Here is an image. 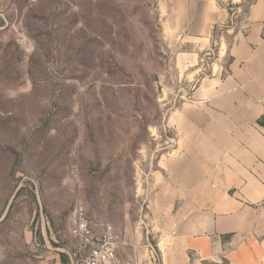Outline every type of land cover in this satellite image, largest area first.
<instances>
[{
  "label": "rangeland",
  "instance_id": "rangeland-1",
  "mask_svg": "<svg viewBox=\"0 0 264 264\" xmlns=\"http://www.w3.org/2000/svg\"><path fill=\"white\" fill-rule=\"evenodd\" d=\"M252 1L227 5L238 16L204 46L184 42L168 0H0V264H81L77 205L115 227L120 264H159L151 205L182 110L230 64Z\"/></svg>",
  "mask_w": 264,
  "mask_h": 264
},
{
  "label": "crops",
  "instance_id": "crops-1",
  "mask_svg": "<svg viewBox=\"0 0 264 264\" xmlns=\"http://www.w3.org/2000/svg\"><path fill=\"white\" fill-rule=\"evenodd\" d=\"M245 1L168 0L169 19L184 42L207 46L238 16L227 5ZM228 34L231 62L184 106L183 147L167 159L151 205L159 264H264V0Z\"/></svg>",
  "mask_w": 264,
  "mask_h": 264
},
{
  "label": "built area",
  "instance_id": "built-area-1",
  "mask_svg": "<svg viewBox=\"0 0 264 264\" xmlns=\"http://www.w3.org/2000/svg\"><path fill=\"white\" fill-rule=\"evenodd\" d=\"M70 223L72 237L88 251L81 259V264H120L117 258L120 237L113 225L105 224L97 231L88 219L83 205H77L73 209ZM71 264H75L74 261Z\"/></svg>",
  "mask_w": 264,
  "mask_h": 264
},
{
  "label": "trees",
  "instance_id": "trees-1",
  "mask_svg": "<svg viewBox=\"0 0 264 264\" xmlns=\"http://www.w3.org/2000/svg\"><path fill=\"white\" fill-rule=\"evenodd\" d=\"M253 1H254V0H253ZM258 123H259L261 126L264 127V117L261 118V119L258 121Z\"/></svg>",
  "mask_w": 264,
  "mask_h": 264
}]
</instances>
